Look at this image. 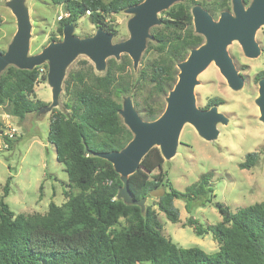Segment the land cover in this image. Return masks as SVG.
Here are the masks:
<instances>
[{"label":"trees","instance_id":"obj_1","mask_svg":"<svg viewBox=\"0 0 264 264\" xmlns=\"http://www.w3.org/2000/svg\"><path fill=\"white\" fill-rule=\"evenodd\" d=\"M142 1L50 0L67 15L59 20V36L66 24L76 25L83 17L96 29L102 28L115 36V27L107 17ZM241 1L244 5L250 3ZM224 2L215 4L211 12L226 11ZM190 4L198 5L187 0L161 12L160 30H151L158 50L166 59L140 72L141 82L150 86L145 101L134 102V109L143 121L151 122L161 115L165 98L177 80V64L204 42L194 32ZM51 41L59 40L51 38ZM114 64L109 59L105 75L91 76L89 82L78 73L72 77L74 86L65 81V91H70L71 99L64 105V112H52L47 140L54 147L56 160L64 166L69 186L77 193L63 206L49 204L45 215L14 214L1 199L0 264H264V203L231 213L217 202L215 206L222 219L213 226L203 227L197 220L187 219V225L198 237L210 233L216 241L218 251L207 255L198 248L178 247L163 236L152 207L141 209L117 199L122 186L120 176L109 162L95 156L121 151L133 138L119 115L122 106L114 100L128 90L112 72ZM40 77V66L32 70L8 66L1 72L0 106L7 105L8 115L22 121L26 115L48 106L34 100V87ZM255 78L257 82L264 78V69ZM222 104L223 100L215 97L205 108ZM1 128L0 125V135ZM4 140L9 141L7 137ZM85 149L90 155L84 154ZM258 160V153H248L239 168L250 170ZM163 162L159 149L153 147L128 177V188L135 201L146 200L151 192L163 189L164 194L157 198L155 206L171 223L179 222L175 200H181L186 209L193 204L212 203V173L201 175L198 182L180 193L167 184L161 169ZM10 179L2 188L4 197L8 195ZM120 219L127 226L113 229Z\"/></svg>","mask_w":264,"mask_h":264},{"label":"rangeland","instance_id":"obj_2","mask_svg":"<svg viewBox=\"0 0 264 264\" xmlns=\"http://www.w3.org/2000/svg\"><path fill=\"white\" fill-rule=\"evenodd\" d=\"M12 0H0V50L6 51L16 32V18L11 13L9 4ZM108 2L109 0H103ZM174 3L164 12L179 3ZM208 11L214 20L220 13L211 10L217 3L224 2L226 11H232L231 0H193ZM251 1V0H250ZM22 6L28 13L30 24L29 55L39 54L51 38L61 41L58 34L59 17H64L61 6L52 5L50 0H21ZM191 8L195 7L191 5ZM192 10V9H191ZM191 12V11H190ZM161 13V12H160ZM160 13H158V18ZM133 14L123 11L116 15H109L107 21L115 27L116 35L112 36V43H120L130 37L127 24ZM161 23L149 30L145 48L139 61L133 65L126 54L118 58H107L105 67L97 70L91 60L84 54H78L64 69L60 84V91L55 101L52 98L51 87L47 82V62L40 65L41 77L34 87V100L48 103L40 111L26 115L19 121L7 114V105L0 106V200L7 204L14 214L45 215L49 204L63 206L70 196L77 190L69 186L64 166L56 160L55 150L47 140L50 116L53 111L64 112V105L71 99L70 91H65V81L75 85L73 75L80 74L86 81L88 78L103 77L108 67V60H114L112 72L119 83L128 90L115 101L124 106L128 100L134 107V102L143 103L148 95L149 84L141 82V71H145L152 63L166 59L158 44L152 38V29L160 30ZM96 28L81 18L73 25V34L79 38L90 37ZM260 53L256 58L246 57L240 45L232 41L226 48L229 57L244 82L240 89H232L220 74L219 69L210 63L196 78L194 87L195 106L206 109L211 98L223 100L217 111L226 118V124L217 123L218 135L212 140H205L195 129L185 124L179 134L174 155L164 160L162 172L167 184L180 193L187 187L198 182L201 175L212 173L211 186L214 193L212 203L204 206L190 205L184 208L181 200H175L174 206L179 210V222H169L162 212L155 206L157 198L149 196L145 206L156 211L161 224V233L170 238L178 247L189 249L198 248L207 255L218 251L216 241L210 233L198 237L192 227L187 225V219H195L203 227L213 226L221 221L215 203H220L229 212L257 203H264V122L256 105L258 98V82L256 75L264 69V26H261L254 37ZM55 42V41H54ZM58 42V41H57ZM177 68V67H176ZM1 74V73H0ZM14 130L13 137L7 134ZM4 137L9 140L6 142ZM258 153L259 160L250 170H241L239 164L248 153ZM157 173V172H154ZM10 179L8 195L3 196V186ZM41 188V190H39ZM127 226L124 219H120L113 229L119 230Z\"/></svg>","mask_w":264,"mask_h":264},{"label":"water","instance_id":"obj_3","mask_svg":"<svg viewBox=\"0 0 264 264\" xmlns=\"http://www.w3.org/2000/svg\"><path fill=\"white\" fill-rule=\"evenodd\" d=\"M182 1L143 0L126 9L125 11L133 14V17L127 24L130 37L123 42L112 43V35L102 28H97L95 34L90 37L79 38L73 34V24H66L62 29L61 41L51 42L37 55H29L28 13L21 0H12L9 8L16 18L17 28L7 50L0 52V73L8 66L32 70L47 62V82L52 88V98L55 101L60 91L63 71L78 54L86 55L97 70L105 67L107 58H118L122 54H126L133 65H136L146 40L150 38L149 30L160 24L158 13ZM231 4L232 11L221 12L217 20L199 5L192 8L194 32L202 36L204 42L192 49L183 62L177 64V80L165 98L163 112L154 121L146 122L126 100L119 115L133 138L121 151L95 155L109 162L120 176L122 186L118 189L116 197L123 203L144 208L145 199H133L128 188V177L139 168L142 158L151 148L157 147L161 157L168 160L174 155L180 131L185 124L191 125L208 141L218 135L217 123L226 124V118L217 111L218 106L205 110L195 106L196 78L213 62L229 87L240 89L244 80L238 75L226 48L232 41H236L246 57L256 58L260 49L254 37L256 31L264 26V0H251L248 5H244L241 0H231ZM256 105L260 120L264 122V78L258 81ZM84 154L90 155L86 149ZM163 194L164 190L159 189L151 192L150 196L160 198Z\"/></svg>","mask_w":264,"mask_h":264},{"label":"built area","instance_id":"obj_4","mask_svg":"<svg viewBox=\"0 0 264 264\" xmlns=\"http://www.w3.org/2000/svg\"><path fill=\"white\" fill-rule=\"evenodd\" d=\"M86 15H89V12H86ZM64 16H67V15H64ZM61 17H59L60 19ZM13 133H14V130H11V133H8L7 136L9 139H11L13 137Z\"/></svg>","mask_w":264,"mask_h":264}]
</instances>
